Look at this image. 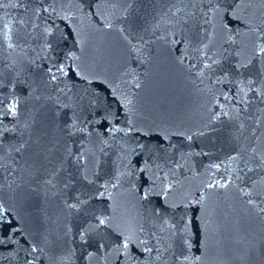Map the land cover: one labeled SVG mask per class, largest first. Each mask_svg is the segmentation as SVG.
Returning <instances> with one entry per match:
<instances>
[{"label": "water", "instance_id": "1", "mask_svg": "<svg viewBox=\"0 0 264 264\" xmlns=\"http://www.w3.org/2000/svg\"><path fill=\"white\" fill-rule=\"evenodd\" d=\"M0 124V264L260 258L264 0H0Z\"/></svg>", "mask_w": 264, "mask_h": 264}, {"label": "snow or ice", "instance_id": "2", "mask_svg": "<svg viewBox=\"0 0 264 264\" xmlns=\"http://www.w3.org/2000/svg\"><path fill=\"white\" fill-rule=\"evenodd\" d=\"M57 71L63 72L64 71L63 66L58 68ZM56 79H57V76L53 73L51 75V80L55 81ZM11 104H12V107L10 108V112L12 113V115H16L17 114V112H16L17 102L12 101ZM28 127L29 126L26 124L25 128H28ZM73 128H76L75 121H73ZM77 130L83 131V129H77ZM10 131H14V129H12ZM3 137H4V129H3V125L0 124V139H2ZM26 146L27 145L25 143H21L19 146H13L11 149H9V155L11 156L12 152L20 154L26 148ZM38 148H39V152L43 153L45 146L40 144V145H38ZM3 151H4V145L2 143H0V153H3ZM48 151H50V152L55 151V149H54V147H49ZM253 152H255V149H253ZM76 159L82 160L83 154L81 156H78ZM12 163L13 164L15 163L14 157L12 158ZM2 164H3V160H2V157H0V165H2ZM95 166L97 169L99 168L100 165H99L98 161L95 162ZM62 170H63V165L56 167V168H53L49 172L48 179H46L45 183L52 186V187H55L56 186L55 182L57 181L58 177L60 176ZM85 179H87V177H85ZM224 186L226 187V185H224ZM209 187H215V185L209 184ZM34 191H38V190H34ZM103 194H104L103 192L100 193L101 196H103ZM145 195H147V194H145ZM249 203H254V202L250 199ZM88 204H89V201L87 199H81L78 201V203L70 204V205H68V207L71 209H75L77 212H79V211H81V209L88 210V207H87ZM261 211H264V209H262ZM157 215H159L158 212H157ZM160 220L162 221V224L160 226L161 236L159 238H157V244L158 245H160V241L162 239H166V235L167 236H173L176 233L175 225L168 223V221L165 220L163 217H160ZM107 224H108V221L106 219L97 218L96 223L94 225H91V224L88 225V228L85 231H98L101 227H106ZM81 235L83 238L84 233H82ZM152 235L155 236V233H152ZM124 246H125V248L127 247V240L124 241ZM165 250H166V247L164 245H160L157 248L158 253H160V255L157 256V260L161 259V256L163 255ZM147 251L150 252L151 249L149 248V249H147ZM260 251H261V255L264 256V243L261 244Z\"/></svg>", "mask_w": 264, "mask_h": 264}]
</instances>
